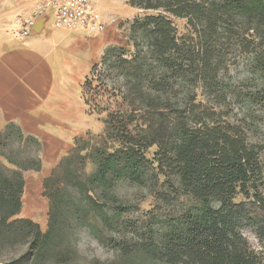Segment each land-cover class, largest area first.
<instances>
[{"label": "trees", "instance_id": "1", "mask_svg": "<svg viewBox=\"0 0 264 264\" xmlns=\"http://www.w3.org/2000/svg\"><path fill=\"white\" fill-rule=\"evenodd\" d=\"M128 5L152 14L130 24L131 50L106 48L84 79L87 114L104 116L103 138L93 146L76 139L43 180L45 231L17 217L23 173L41 169L39 142L13 123L0 131V157L11 166L0 167V264H264L245 235L264 240L261 150L249 141L253 122L246 126L235 114L264 103V0ZM172 18L186 20L193 35L178 38ZM233 37L248 74L228 88L222 40ZM12 132L17 147L8 142ZM24 142L32 149L20 147ZM85 160L94 170L83 177L75 165ZM160 181L198 206L159 241L152 231L130 237L129 206L116 185ZM83 230L101 239L106 232L115 261L82 260L77 245Z\"/></svg>", "mask_w": 264, "mask_h": 264}, {"label": "crops", "instance_id": "2", "mask_svg": "<svg viewBox=\"0 0 264 264\" xmlns=\"http://www.w3.org/2000/svg\"><path fill=\"white\" fill-rule=\"evenodd\" d=\"M40 1L0 0V125L13 123L40 145L41 170L23 173L21 215L31 220L38 214L26 205L29 188L34 193L31 201H39L43 212L47 211L42 180L73 150L76 139L98 129L95 117L87 114L81 87L105 49L118 43L115 27L110 25L117 8L91 1V8L107 21L103 33L88 36L80 29L53 30L48 26L51 18L45 15L32 34L20 38V22Z\"/></svg>", "mask_w": 264, "mask_h": 264}, {"label": "rangeland", "instance_id": "3", "mask_svg": "<svg viewBox=\"0 0 264 264\" xmlns=\"http://www.w3.org/2000/svg\"><path fill=\"white\" fill-rule=\"evenodd\" d=\"M91 2H96L100 6L113 5L117 8L116 16L110 20V25L115 27V34L118 39V43L115 45L117 47H122L126 50H131V45L128 42L129 38V27L132 21L136 17H145L151 15V12L143 11L138 8H133L128 5V0H90ZM106 1V3L104 2ZM122 8V10H121ZM119 9L121 13H119ZM96 12V11H95ZM97 13V12H96ZM98 14V13H97ZM100 16V15H99ZM101 18V17H100ZM102 20V19H101ZM173 24L176 29L178 38H185V36L193 35L190 31L189 26L187 25L186 20L172 18ZM107 21L105 23V28L107 26ZM49 27H52L53 30H56L53 26V17L48 23ZM58 30V29H57ZM67 30V29H60ZM224 43V53L226 57V67H225V84L227 87H231L240 82L244 76L248 74V68H244V65L247 61L241 57L240 49L236 44V40L233 38L223 39ZM99 62V61H98ZM89 77V76H88ZM84 83V82H83ZM82 89V87H81ZM107 96L104 98H99L103 103L107 100ZM236 117L239 118L242 123L246 126H249L253 122L252 129L249 130V141L255 144L260 150V165L263 168L261 174V182L264 181V103L245 105L241 109L235 110ZM95 117V126L98 128L95 130L94 134H87L84 139L92 140L91 145L100 144L103 138L104 124L102 123V118L104 116H98L96 114H91ZM8 124V123H7ZM0 125V131H4L6 125ZM243 124V125H244ZM245 126V127H246ZM11 140L13 144L18 143L15 140L16 135L12 132ZM17 144H15L16 146ZM17 147V146H16ZM20 147L26 149H32V146L26 145V143H21ZM40 151V145H39ZM91 152V151H90ZM89 152V153H90ZM155 152V147L150 148L146 152V157L152 159L153 153ZM39 156V152H38ZM61 161V160H60ZM59 161V162H60ZM41 162V160H40ZM78 167L77 175L86 177L90 175L94 170V165L90 163L89 160H85L83 164L76 161ZM59 164V163H58ZM57 164V166H58ZM57 166L49 173L50 174L57 169ZM0 167L5 169H11V166L7 165L6 162L0 157ZM41 170V169H40ZM75 170V169H74ZM36 172V171H32ZM39 172V171H38ZM47 176V177H48ZM45 177V178H47ZM44 178V179H45ZM43 179V180H44ZM42 180V184H43ZM34 182V179H33ZM32 182V185L34 183ZM177 185L175 184V187ZM25 187V181H24ZM33 188H29L28 192V201L26 203L28 210L31 213H37V219L32 220L37 223L42 231H45L47 228V219H48V207L49 201L46 197L43 196V185L41 197L47 204V211L41 209V205L38 202L34 203L31 199L33 198ZM24 192V188H23ZM116 195L118 198L129 206V212L124 216L127 221V232L130 237L143 236L147 231H152L154 233L155 239L159 241L162 239L172 227H175L177 219L189 211H193L198 204L188 196H184L180 193L179 190H172L168 184H163L162 181L157 185L152 183H147L146 185H132L128 182H121L116 185L115 189ZM260 194L264 198V187L260 188ZM23 196H21V209L18 214V218H24L21 215L23 206ZM244 200L243 197H238V201ZM45 207V206H44ZM46 208H44L45 210ZM27 219V218H26ZM31 220V219H29ZM94 224H97L94 222ZM104 237L97 238L87 230H83L80 234L78 241V252L82 260L97 259L102 263H111L114 262L117 255L113 249L106 243V237L108 234L103 231ZM248 243L251 249L258 255L261 261L264 263V240L259 239L255 233L246 232L245 233ZM108 252H112L115 256L114 259H105V255ZM145 264H147L145 262Z\"/></svg>", "mask_w": 264, "mask_h": 264}, {"label": "built area", "instance_id": "4", "mask_svg": "<svg viewBox=\"0 0 264 264\" xmlns=\"http://www.w3.org/2000/svg\"><path fill=\"white\" fill-rule=\"evenodd\" d=\"M45 15L53 17L55 29H80L88 36H97L105 31V22L91 8L90 0H42L20 22L18 36L26 38L32 34L37 21Z\"/></svg>", "mask_w": 264, "mask_h": 264}, {"label": "clouds", "instance_id": "5", "mask_svg": "<svg viewBox=\"0 0 264 264\" xmlns=\"http://www.w3.org/2000/svg\"><path fill=\"white\" fill-rule=\"evenodd\" d=\"M104 258L105 259H114L115 256H114V254L112 252H108V253H106Z\"/></svg>", "mask_w": 264, "mask_h": 264}]
</instances>
